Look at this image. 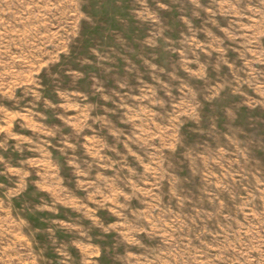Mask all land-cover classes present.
Wrapping results in <instances>:
<instances>
[{
	"label": "rangeland",
	"instance_id": "obj_1",
	"mask_svg": "<svg viewBox=\"0 0 264 264\" xmlns=\"http://www.w3.org/2000/svg\"><path fill=\"white\" fill-rule=\"evenodd\" d=\"M0 264H264V0H0Z\"/></svg>",
	"mask_w": 264,
	"mask_h": 264
}]
</instances>
